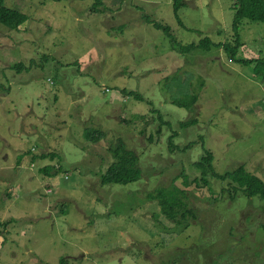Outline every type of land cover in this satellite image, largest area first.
Masks as SVG:
<instances>
[{"label": "rangeland", "instance_id": "1", "mask_svg": "<svg viewBox=\"0 0 264 264\" xmlns=\"http://www.w3.org/2000/svg\"><path fill=\"white\" fill-rule=\"evenodd\" d=\"M94 2L4 0L28 19L0 24V264H264V199L217 177L205 184L193 165L203 142L215 173L243 164L264 181V71L222 47L179 54L142 18L183 45L233 43V0H185L182 25L172 0H103L92 15ZM238 34L244 55H264V22ZM180 83L199 91L194 114L168 101ZM192 116L197 124L181 128ZM84 128L105 137L87 141ZM118 138L141 177L102 185ZM48 164L62 171L40 173ZM171 184L197 213L181 231L147 195Z\"/></svg>", "mask_w": 264, "mask_h": 264}, {"label": "trees", "instance_id": "2", "mask_svg": "<svg viewBox=\"0 0 264 264\" xmlns=\"http://www.w3.org/2000/svg\"><path fill=\"white\" fill-rule=\"evenodd\" d=\"M103 0H95L92 3V10L94 14H97L100 9V5ZM103 5V4H102ZM185 6V0H172L173 15L177 22L182 25V21L179 16V11ZM233 10V20L232 27L234 30V42H213L210 37L203 36L198 42H192L188 44H182L176 40V38L171 33V28L169 25H165L152 19L149 15H143L142 18L146 23L151 24L155 29L161 30L166 37L169 39L170 48L179 54H192L194 51H209L213 47H222L228 60L231 62H237L243 66H252L257 69L261 67V70L256 73H262L264 71V55L249 57L244 55L242 48L245 44L238 37V29L245 21H260L264 22V0H233L232 6ZM28 19L27 14L24 12L14 9L12 7L6 6L4 0H0V24L5 26L10 30H17ZM261 43V42H260ZM262 44V43H261ZM252 48L249 43L246 45ZM242 52V55L239 52ZM258 55V54H257ZM22 67V63H17L13 68L19 69ZM17 71V70H16ZM262 80H264V74H262ZM52 82L51 80H48ZM178 85H184L183 89H173L174 93L170 94L168 101L173 105L185 108L191 111L192 114L196 112V104L199 97V91H190V88L186 83H180ZM187 91L180 96L181 90ZM180 91L179 94L177 91ZM122 93L127 95H134L139 98V94H135L133 91L127 92L124 88L121 90ZM142 98V97H140ZM157 115L161 120V115L157 111ZM197 124V118L192 116L190 119L180 122V127L185 128ZM83 134L85 139L90 142H98L101 138L105 137V132H96L92 128H84ZM172 136L174 132L171 133ZM173 139V138H172ZM202 141V138H200ZM111 144V143H109ZM190 145V144H189ZM188 145V146H189ZM203 154L200 158L193 163L194 168H196L201 174V180L207 184V176L217 177L221 180H227L234 184V191H242L246 196H259L264 199V181L248 171L243 164L238 165L233 170H227L224 173H215L213 168V153L204 147L202 142ZM168 147H174L172 140L169 136ZM111 155L112 161L105 168L104 172L100 175V184H120L126 185L135 182L140 179L141 171L138 167L139 156L132 150L125 147V144L121 138H118L116 143L110 145L107 148ZM49 154H40V158H46ZM54 157V155H50ZM36 157L34 156V159ZM33 159V160H34ZM40 173L46 174L50 177H55L58 175L62 169L60 166L55 165H45L39 169ZM52 171V172H51ZM184 183L187 185L188 181L184 179ZM199 184L198 181H195ZM148 198L155 200L159 206L160 212L165 219L169 221V224L173 227L179 226V231L182 228H187L190 226L192 221L197 219L196 210L190 207L188 204L187 191L184 188L174 186L171 184L169 187H157L151 193H148ZM173 220V221H172ZM7 222H0V227H5ZM176 224V225H175ZM2 230H0V234ZM65 258H60V264H65Z\"/></svg>", "mask_w": 264, "mask_h": 264}, {"label": "bare ground", "instance_id": "3", "mask_svg": "<svg viewBox=\"0 0 264 264\" xmlns=\"http://www.w3.org/2000/svg\"><path fill=\"white\" fill-rule=\"evenodd\" d=\"M41 172V171H40ZM52 172V171H51ZM173 221V220H172ZM176 225V224H175ZM60 260V259H59Z\"/></svg>", "mask_w": 264, "mask_h": 264}]
</instances>
